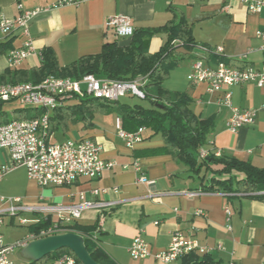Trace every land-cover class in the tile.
Masks as SVG:
<instances>
[{
	"label": "crops",
	"instance_id": "1",
	"mask_svg": "<svg viewBox=\"0 0 264 264\" xmlns=\"http://www.w3.org/2000/svg\"><path fill=\"white\" fill-rule=\"evenodd\" d=\"M57 1L0 0V17L7 19L19 15L18 7L21 11L38 10L29 21V35L35 53L17 69L31 70L40 66L41 53L46 49L54 52L59 66L98 54L105 41L116 38L107 26V19L116 15L127 18L134 30L158 28L167 23L184 24L190 28L197 45L222 47L225 63L234 68H258L264 62V52L260 50L264 40L256 37V32L264 30V9L259 13H248L243 4L234 0H81L76 5L62 6H58ZM226 5L229 6L228 12L222 11ZM165 39V35L153 36L149 41V52H157ZM118 41L125 45L130 39ZM22 42L18 32L0 38V45L8 44L9 47L0 58V74L10 70L5 59L8 51L21 48ZM175 45L179 46L178 43ZM177 52L186 56L183 61L186 67L182 74L175 75L174 80L168 82L173 85L180 81L182 88H165L187 94L194 113L213 120L215 128L206 149L264 168V86L258 88L247 83L226 90L233 107L257 112L252 125L232 133L225 128L229 110L217 104L222 93L209 95L204 84L192 86L187 82L195 54L200 52L181 46ZM206 59L211 65L219 60L212 55H207ZM116 118L114 114L95 116L93 126L86 131L82 126L78 128V124L71 125L60 141L88 138L96 142L100 146V158L113 163L112 168L103 171L99 177L93 180L80 178L62 187L41 188L30 181L25 169L20 167L0 181V196L19 198L26 206L75 205L80 197L105 204L99 209L83 210L70 227L78 224L88 228L90 234L86 238L113 264H164L152 258L132 260L128 248L140 235L150 251L157 253L169 246L176 232L201 246L213 248L220 245L222 251L213 250L208 254L214 263L264 264L263 201L245 195L202 191L199 180L190 178L185 166L176 163L170 155L158 153L163 147L162 138L150 136L148 130H145L142 142L127 149L116 134ZM71 132H75L74 137L68 136ZM8 162L7 152L0 150V165ZM134 163L138 164L140 173L153 181L152 185L137 181L139 173L134 171ZM94 190L104 192L94 195ZM190 193L195 195L190 197ZM225 208L231 212L229 223L226 222ZM25 217L35 219V216ZM7 219V225L15 223L6 218L4 225ZM35 225L31 223L30 227ZM20 240H5L3 237L5 245ZM23 264H31V261L24 260ZM169 264L183 263L180 259Z\"/></svg>",
	"mask_w": 264,
	"mask_h": 264
},
{
	"label": "built area",
	"instance_id": "2",
	"mask_svg": "<svg viewBox=\"0 0 264 264\" xmlns=\"http://www.w3.org/2000/svg\"><path fill=\"white\" fill-rule=\"evenodd\" d=\"M81 0H58L57 5L78 4ZM231 1V0H227ZM243 4L248 13H259L264 9V0H234ZM19 15L7 19L0 17V38L9 37L14 33L23 38L22 46L11 49L5 56L7 68H18L30 55L35 53L33 42L29 35V21L38 12L21 11ZM229 6L222 11L228 12ZM107 26L118 39L130 38L134 29L130 21L123 16H112L107 19ZM256 37L264 40V30L256 32ZM200 54H195L191 71L187 76L189 85L204 84L206 93L214 95L222 93L217 104L226 107L230 114L225 122V128L235 133L237 130L252 125L257 112L251 109L239 110L232 106L230 93L226 90L239 85L251 83L258 88L264 86V62L258 68H234L220 61L211 65L206 59L207 55L224 59L222 47H208L197 45L194 47ZM264 52V44L260 47ZM146 80L142 77L131 81H116L98 79L93 75H85L80 79L60 78L49 76L39 83L0 84V108L3 104L17 102L22 106L35 107L43 113L31 120H12L0 124V150L8 155V164L0 165V181L17 168L23 167L27 178L41 188L62 187L71 185L77 179H96L103 171L112 168L113 163L105 162L100 158V146L91 139L65 140L60 143H51L45 139L48 127V118L52 111L62 108L73 101L86 98L118 102L127 94L144 99L143 87ZM225 89V91H223ZM114 127L117 136L123 141L127 149H132L142 142L145 128L140 127L136 131H125L121 126L119 117L115 119ZM207 151L201 150L199 157L207 156ZM219 157L220 153L214 152ZM135 172L139 173L138 182L152 185L142 173L137 163L133 164ZM103 190H94L97 195ZM190 193L188 196L193 197ZM0 264H12L11 254L24 248L29 242L43 239L53 235L71 232L70 225L80 218V214L86 209H99L105 206L103 203H93L80 197L75 205H36L26 206L19 198H4L0 196ZM226 222L229 223L231 212L224 210ZM26 215L35 216L29 220ZM17 221L18 225L25 226L31 223L50 222L36 232H29L26 237L10 245L3 243L2 227L4 219ZM50 220V221H49ZM227 230L230 227L227 226ZM222 251L217 245L213 248L201 246L197 241L174 233L169 246L160 252L152 253L147 242L140 236H136L128 253L132 260L152 258L164 264H169L182 259L190 254L208 255L211 251ZM47 264H76L73 257L63 254L59 258L49 261ZM229 264H235L230 262Z\"/></svg>",
	"mask_w": 264,
	"mask_h": 264
},
{
	"label": "trees",
	"instance_id": "3",
	"mask_svg": "<svg viewBox=\"0 0 264 264\" xmlns=\"http://www.w3.org/2000/svg\"><path fill=\"white\" fill-rule=\"evenodd\" d=\"M155 35H165L166 39L157 52L150 53L149 41ZM129 39L125 45H121L116 38L105 41L98 54L81 57L66 66L58 65L52 50H43L40 66L31 70H5L0 74V84H36L49 76L77 80L85 75H93L98 79L116 81H131L142 77L146 80L143 93L144 99L151 104L149 109L92 98L73 101L50 113L45 139L50 140L56 132L66 134L68 123L81 124L82 129H87L93 126L96 115L114 114L120 118L125 131L133 132L144 127L151 133L150 136H160L163 147L158 153L170 155L176 163L185 166L190 178L199 180L202 191L231 196L245 195L264 202V168H256L250 162L239 161L232 156H214V152L206 149L208 138L215 128L213 120L195 114L187 94L169 91L163 86L169 73L186 59V56L177 52V48L181 46L190 50L197 46L190 28L181 23H167L158 28L134 30ZM8 49V44L0 45V58ZM220 61L225 62L219 58L216 63ZM42 113V110L24 109L13 120H31ZM5 123L8 122L0 121V124ZM201 150L207 151L206 157H199ZM49 223L40 222L30 227L29 232H36ZM69 228L71 232L83 236L84 246L96 263L113 264L86 238L90 234L88 228L78 224ZM63 254L73 257L76 264H81L67 249L31 264L49 262ZM182 263L217 264L208 255L195 253L183 257Z\"/></svg>",
	"mask_w": 264,
	"mask_h": 264
},
{
	"label": "rangeland",
	"instance_id": "4",
	"mask_svg": "<svg viewBox=\"0 0 264 264\" xmlns=\"http://www.w3.org/2000/svg\"><path fill=\"white\" fill-rule=\"evenodd\" d=\"M186 63L182 62L179 65H177L170 73H169V77L168 79L164 82V87L168 86L170 88H182L181 83H179L178 81H175L173 83V85L171 84V82L169 79H172L171 81H173L174 79L172 77H174L175 75H179L180 73L182 74L184 71V67ZM171 76V77H170ZM174 86V87H173ZM185 88V87H184ZM118 105H126V106H130V107H134V106H138L141 107L143 109H149L151 107V104L149 103L148 100L145 99H141L135 96H131V95H126L125 97H122L118 100ZM69 105V104H68ZM35 107H28V106H22L17 102H12V103H7V104H3L0 108V121L1 122H10L13 119H17L18 117V113L20 110H33ZM96 116H105V115H96ZM72 126H75V124L72 123H68V128H70ZM77 125V124H76ZM78 128L81 127V124ZM84 129V131L88 130ZM72 130V129H71ZM70 130V131H71ZM69 131V132H70ZM83 131V130H80ZM63 134L62 132H56L54 134V136L50 139L53 143H58L60 141L63 140ZM69 137L71 136H75V132H71L68 134ZM0 195H2L0 193ZM5 198V197H4ZM6 219V218H5ZM5 225L2 227V234L5 240H14V239H23L24 237L27 236V233L29 231V228L31 226V224L25 225V226H20L18 225L17 221H15V223H13L12 225H7L6 223L8 222V219L5 220ZM22 249H17L14 251V254L12 253L10 256L11 260H12V264H23L24 260H27V258L24 257V254L21 251Z\"/></svg>",
	"mask_w": 264,
	"mask_h": 264
},
{
	"label": "water",
	"instance_id": "5",
	"mask_svg": "<svg viewBox=\"0 0 264 264\" xmlns=\"http://www.w3.org/2000/svg\"><path fill=\"white\" fill-rule=\"evenodd\" d=\"M63 249L69 250L81 264H98L87 252L83 237L74 232L31 241L21 251L27 260L36 263Z\"/></svg>",
	"mask_w": 264,
	"mask_h": 264
}]
</instances>
